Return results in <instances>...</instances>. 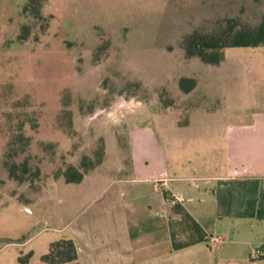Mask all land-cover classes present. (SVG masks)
I'll list each match as a JSON object with an SVG mask.
<instances>
[{
	"label": "rangeland",
	"instance_id": "374dc122",
	"mask_svg": "<svg viewBox=\"0 0 264 264\" xmlns=\"http://www.w3.org/2000/svg\"><path fill=\"white\" fill-rule=\"evenodd\" d=\"M25 1L0 0V264H47L49 242L89 199L71 205L80 185L56 171L92 156L100 139V174L137 152L138 134L182 152L192 112L199 137L187 138V152H264V46L226 48L218 65L181 46L187 33L225 18L256 25L264 0H43L44 31L22 13ZM22 24L31 27L25 40ZM181 76L195 78V88L183 92ZM254 121L260 130L251 135ZM18 132L30 136L27 149L6 152ZM5 159L27 160L40 174L18 182Z\"/></svg>",
	"mask_w": 264,
	"mask_h": 264
},
{
	"label": "crops",
	"instance_id": "0c3cea01",
	"mask_svg": "<svg viewBox=\"0 0 264 264\" xmlns=\"http://www.w3.org/2000/svg\"><path fill=\"white\" fill-rule=\"evenodd\" d=\"M190 114L183 127L195 139ZM146 138L100 174L104 152L68 195L71 205L89 198L58 237L73 239L79 264H264V152H187L184 136L182 152H165Z\"/></svg>",
	"mask_w": 264,
	"mask_h": 264
},
{
	"label": "trees",
	"instance_id": "16d2710c",
	"mask_svg": "<svg viewBox=\"0 0 264 264\" xmlns=\"http://www.w3.org/2000/svg\"><path fill=\"white\" fill-rule=\"evenodd\" d=\"M43 0H26L22 6V13L34 17L40 22V29L44 31L48 26V18L42 14ZM31 33L29 24H22L18 38L25 40ZM181 46L186 57H197L202 62L211 65L220 64L224 58V50L229 47H257L264 46V14L256 25L242 24L237 17L225 18L216 25L212 31L194 29L183 36ZM196 79L181 76L178 81L179 88L187 93L196 86ZM63 115L67 119V126L71 127L70 111ZM30 136L18 132L8 144L6 152H24L30 143ZM105 145L100 139L93 155H83L78 166L67 163L65 168L57 169L55 178L62 176L66 183H78L84 175L98 166L104 157ZM12 156V155H10ZM4 166L10 178L18 182L39 176L40 169L32 171L27 160L20 163L4 160ZM31 175V176H30ZM47 264H79L76 245L72 238L61 237L53 240L48 245V250L41 256Z\"/></svg>",
	"mask_w": 264,
	"mask_h": 264
},
{
	"label": "built area",
	"instance_id": "2783aa9c",
	"mask_svg": "<svg viewBox=\"0 0 264 264\" xmlns=\"http://www.w3.org/2000/svg\"><path fill=\"white\" fill-rule=\"evenodd\" d=\"M214 240H217V239L214 238ZM263 247H264V245H263ZM260 253H261V249H260V248H257V249H255V250L252 252L251 257H252V258H256V257H258V256L260 255Z\"/></svg>",
	"mask_w": 264,
	"mask_h": 264
}]
</instances>
